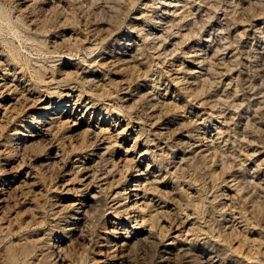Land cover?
Returning a JSON list of instances; mask_svg holds the SVG:
<instances>
[{"label":"rangeland","instance_id":"374dc122","mask_svg":"<svg viewBox=\"0 0 264 264\" xmlns=\"http://www.w3.org/2000/svg\"><path fill=\"white\" fill-rule=\"evenodd\" d=\"M167 1L0 0V264L12 247L17 264H264V0H181L158 22ZM94 196L86 229L73 210ZM52 201L74 207L58 226Z\"/></svg>","mask_w":264,"mask_h":264},{"label":"bare ground","instance_id":"6f19581e","mask_svg":"<svg viewBox=\"0 0 264 264\" xmlns=\"http://www.w3.org/2000/svg\"><path fill=\"white\" fill-rule=\"evenodd\" d=\"M24 1V0H23ZM30 1H37V0H27V2H30ZM75 1V0H74ZM184 1V0H183ZM188 1V0H187ZM22 2V1H21ZM20 2V3H21ZM70 2H72V1H70ZM78 2V1H77ZM189 2V1H188ZM24 3V2H23ZM22 3V4H23ZM36 3V2H35ZM34 3V4H35ZM85 4V3H84ZM88 4H89V2H88ZM87 4V5H88ZM27 5V4H26ZM31 5V4H30ZM73 5H74V3H73ZM76 5V4H75ZM78 5V4H77ZM76 5V6H77ZM86 5V4H85ZM165 5H166V7L168 6V8H164V10L162 11V16H161V18H160V20L158 21V22H160L161 21V19L162 18H164V15H166V14H168V15H173L172 17H173V19L174 20H176L177 21V23L183 18V16H184V12L182 13V11L181 12H177L180 8H185V6H187L186 4H184L183 2H181V0H171V1H167V2H165ZM32 6V5H31ZM80 6H81V4H80ZM90 6V5H89ZM189 6V5H188ZM28 7V6H27ZM69 7V6H68ZM75 7V6H74ZM83 7V6H82ZM86 7V6H85ZM38 8V7H37ZM80 8V7H79ZM88 9H89V7H87ZM188 8V7H187ZM190 8V7H189ZM26 9V8H25ZM28 9V8H27ZM35 9V8H34ZM186 9V8H185ZM185 9H184V11H185ZM67 10V9H66ZM70 10V9H69ZM79 10H81V9H79ZM187 10V9H186ZM190 10V9H189ZM29 11V10H28ZM27 11V12H28ZM87 12V11H86ZM191 12V11H190ZM193 12V11H192ZM66 13V12H65ZM29 14H31L30 13V11H29ZM36 14V13H35ZM187 14V13H186ZM192 14V13H191ZM194 14V13H193ZM8 15V14H7ZM84 15V14H83ZM37 16V15H36ZM36 16H33V17H36ZM64 16V15H63ZM82 16V15H81ZM89 16V15H88ZM159 16V17H160ZM188 16V15H187ZM29 17V16H28ZM62 17V16H61ZM73 17V16H72ZM84 17V16H83ZM171 17V16H170ZM31 18V17H30ZM37 18V17H36ZM36 18H35V20H36ZM43 18V17H42ZM137 18V17H136ZM34 19V18H33ZM46 19V18H45ZM44 19V20H45ZM139 19V18H138ZM137 19V20H138ZM184 19H186V18H184ZM10 20V19H9ZM34 20V21H35ZM66 18H65V22H66ZM80 20V19H79ZM171 20H172V18H171ZM40 21V19L38 20V22ZM46 21V20H45ZM44 21V22H45ZM62 21V20H61ZM37 22V21H36ZM155 22V21H154ZM153 22V23H154ZM182 22V21H181ZM67 24H68V22H66ZM177 23H175V24H177ZM34 25V24H33ZM39 25V24H38ZM45 25V24H44ZM170 26V25H169ZM42 27V26H41ZM46 27V26H45ZM170 29V28H169ZM180 29V28H179ZM191 29V28H190ZM139 30H140V28H139ZM167 30V29H166ZM91 31V30H90ZM89 31V32H90ZM16 32V31H15ZM94 33V32H93ZM100 33V32H99ZM144 33H145V31H144ZM187 34H188V32H186ZM85 34V33H84ZM95 34H98V32H96ZM108 34V33H107ZM141 34H142V32H141ZM104 35V34H103ZM109 35V34H108ZM162 35V34H161ZM182 36H184L183 34H182ZM157 37V36H156ZM163 37V36H162ZM185 37V36H184ZM183 37V38H184ZM189 37V36H188ZM97 38V37H96ZM147 38V37H146ZM83 39V38H82ZM63 41H65V40H63ZM148 41V40H147ZM61 42V41H60ZM61 43H63V42H61ZM60 43V44H61ZM65 43V42H64ZM156 43V42H155ZM59 44V43H58ZM57 45V44H56ZM65 45V44H64ZM155 45V44H154ZM154 45H152V47L154 46ZM161 46V45H160ZM62 47V46H61ZM157 47H159V46H157ZM153 48H155V47H153ZM218 48V47H217ZM66 49V48H65ZM196 49H198V48H196ZM61 50V49H60ZM195 51V50H194ZM198 52V51H197ZM216 52V51H215ZM194 53H196V52H194ZM200 54V53H199ZM219 54V53H218ZM198 55V54H197ZM196 56V55H195ZM210 56V55H209ZM131 57H132V55H131ZM140 57V56H139ZM197 57V56H196ZM200 57V56H199ZM108 58V57H107ZM111 58V60H109L108 61V64L109 65H111V67L113 68V67H121L122 69H127L128 68V66L127 65H129L128 63L132 60L131 58H129L128 56H121L120 55V57L118 56H111L110 57ZM135 58V57H134ZM133 58V59H134ZM206 59H207V57H206ZM201 60V59H200ZM199 60V61H200ZM208 60H209V58H208ZM107 61V60H106ZM133 61V60H132ZM205 61V60H204ZM105 62V61H104ZM134 62V61H133ZM194 62H196V61H194ZM131 63V62H130ZM198 63H200V62H198ZM197 63V64H198ZM107 64V63H106ZM108 65V66H109ZM23 66V65H22ZM104 66H105V64H104ZM126 66H127V68H126ZM131 66V65H130ZM129 66V67H130ZM133 66V65H132ZM106 67V66H105ZM125 67V68H124ZM134 67V66H133ZM111 68V69H112ZM132 68V67H131ZM129 69L130 68H128V70H127V72L129 71ZM133 69V68H132ZM132 69H130V70H132ZM117 70V69H116ZM119 70V69H118ZM121 70V69H120ZM78 71V70H77ZM81 71H82V69H81ZM85 71V70H84ZM89 71V70H88ZM106 71V70H105ZM6 72V71H5ZM8 72V71H7ZM94 72V71H93ZM121 72V71H120ZM192 72V71H191ZM38 73V72H37ZM64 73H65V71H64ZM126 72H125V70H124V74H125ZM129 73H130V71H129ZM190 73V72H189ZM77 74V73H76ZM126 74H128V73H126ZM4 75V74H3ZM6 75V74H5ZM14 75H15V73H14ZM89 75V74H88ZM80 76V75H79ZM78 76V77H79ZM4 77V76H3ZM95 77V76H94ZM198 78V77H197ZM201 78V77H200ZM15 79V77H13V80ZM80 79V78H79ZM83 79V78H82ZM96 79V78H95ZM94 79V80H95ZM183 79V78H182ZM202 79V78H201ZM4 80V79H3ZM2 80V81H3ZM84 80H86L85 78H84ZM91 82V80L89 79L88 80V82ZM183 81V80H182ZM193 81V80H192ZM199 81V80H198ZM5 82V81H4ZM11 83H12V81H10ZM16 82V81H15ZM24 82V81H23ZM87 82V83H88ZM92 82H93V79H92ZM96 82V81H95ZM179 82V81H178ZM183 82H185V81H183ZM203 82V81H202ZM7 83V82H6ZM99 83V82H98ZM98 83H96V84H98ZM182 83V82H181ZM191 83V82H190ZM196 83V82H195ZM7 84H9V83H7ZM7 84H5V85H3V86H5V88L6 89H11V86L10 85H7ZM12 84H14V83H12ZM11 84V85H12ZM186 84H188V82L186 83ZM192 84V83H191ZM0 85H1V83H0ZM36 85V84H35ZM90 85H91V83H90ZM200 85V84H199ZM204 85V84H203ZM132 86V85H131ZM189 86V85H188ZM187 86V87H188ZM16 87H17V85H16ZM15 87V88H16ZM95 87V86H94ZM127 87V86H126ZM198 87V86H197ZM15 88H13V89H15ZM96 88H97V85H96ZM122 88V87H121ZM124 88V87H123ZM128 88V87H127ZM189 88V90H191L190 89V86L188 87ZM187 88V89H188ZM194 88V87H193ZM129 89V88H128ZM186 89V88H185ZM3 90V89H2ZM15 90H17V89H15ZM88 90V89H87ZM8 91V90H7ZM10 91H12V90H10ZM123 91V90H122ZM186 91V90H185ZM16 92V91H15ZM130 92V91H129ZM128 92V93H129ZM133 92V91H132ZM3 93H6L5 91L3 92ZM124 93H125V91H124ZM137 93V92H136ZM189 93V92H188ZM80 94V93H79ZM133 94V93H132ZM134 94H135V92H134ZM148 94V93H147ZM190 94V93H189ZM191 94H192V91H191ZM190 94V95H191ZM0 95H1V93H0ZM30 95V94H29ZM81 95V94H80ZM125 95H127V94H125ZM22 96V95H21ZM70 96V95H69ZM134 96V95H133ZM142 97H147L148 95H145L144 96V94H142L141 95ZM141 96H140V98H141ZM80 97V96H79ZM132 97V96H131ZM135 97V96H134ZM220 97V96H219ZM126 98V97H125ZM148 98V97H147ZM147 98H145V100H149V99H147ZM79 99V98H78ZM122 99V98H121ZM131 99H133V98H131ZM135 101V100H134ZM134 101L132 102V100H131V103H134ZM138 100H136V102H137ZM144 101V100H143ZM217 101V100H216ZM127 102V101H126ZM146 104H147V101H144ZM149 102V101H148ZM214 102V101H213ZM212 102V103H213ZM77 103V102H76ZM151 103V102H150ZM15 104V103H14ZM138 104H139V102H138ZM138 104H135V105H138ZM141 104V103H140ZM143 104V103H142ZM8 105V104H7ZM7 105H6V107H7ZM134 105V104H133ZM19 106V105H18ZM130 106H132V104L130 105ZM129 106V107H130ZM144 106V105H143ZM146 106V105H145ZM142 107V106H141ZM155 105L154 104H149V106L147 107V108H145L146 110H148L149 111V113L151 112L152 113V111H154V109H155ZM10 108V107H9ZM4 109V108H3ZM11 109V108H10ZM9 109V110H10ZM16 109V108H15ZM130 109V108H129ZM157 109H158V107H157ZM6 110V109H5ZM13 110V109H12ZM7 111H8V109H7ZM7 111H5V112H7ZM10 113V112H9ZM145 113V112H144ZM153 114V113H152ZM5 115V114H4ZM150 115V114H149ZM155 115H156V113H155ZM12 116V115H11ZM147 116V115H146ZM153 116V115H152ZM2 117V116H1ZM157 117V116H156ZM13 119V118H12ZM149 119H150V117H149ZM3 122V121H2ZM152 123H154V122H152ZM157 123V122H156ZM3 124H4V122H3ZM2 126V125H1ZM2 127H5L4 125L2 126ZM142 127V126H141ZM99 128V127H98ZM108 129V128H107ZM99 132H97L95 135H94V137H93V140H92V142L90 143V141H89V148L91 147V150H92V152H93V154L95 155V156H97L98 157V160H99V164H98V166L99 167H101V169H103V170H105L106 171V173H104L105 175L110 171V170H113L112 168L114 167V164L112 163V165H110L111 166V169L110 170H108L107 168H108V163H109V161H108V159L107 158H105V156H106V153L108 152V150L110 149V145H105V142H104V135L102 136V134L104 133L103 131L105 130V129H100L99 128ZM141 130V129H140ZM106 131V130H105ZM110 131V130H109ZM144 131V130H143ZM108 132V131H107ZM100 133H101V135H100ZM191 135V134H190ZM198 135V134H197ZM199 135H201V134H199ZM202 136V135H201ZM200 136V137H201ZM110 137V136H109ZM113 137V136H112ZM199 137V136H198ZM108 137H106V139H107ZM189 138V137H188ZM108 139H110V138H108ZM192 139V138H191ZM195 139V138H194ZM197 139V138H196ZM201 139V138H200ZM202 140V139H201ZM200 141V140H199ZM198 141V142H199ZM203 141V140H202ZM201 141V142H202ZM108 143V142H107ZM111 144V143H110ZM201 144V143H200ZM88 145V144H87ZM195 145V144H194ZM33 146V145H32ZM191 147V146H190ZM30 148H31V146H30ZM162 148V147H161ZM168 148V147H167ZM170 148V147H169ZM88 149V148H87ZM196 149V148H195ZM168 150V149H167ZM189 151H190V149H188ZM17 151V150H16ZM88 151H89V149H88ZM110 151V150H109ZM193 151V150H192ZM165 154L164 155H166V153L167 152H164ZM196 153H198V152H196ZM161 154V153H160ZM163 154V153H162ZM189 155V154H188ZM196 155V154H195ZM190 156V155H189ZM185 157V156H184ZM181 158V157H180ZM182 158H183V156H182ZM187 158V157H186ZM186 158H184V161L185 160H187ZM191 158V157H190ZM111 159V158H110ZM109 159V160H110ZM165 159V158H164ZM179 160V159H178ZM181 160V159H180ZM181 161H183V160H181ZM189 161V160H188ZM113 162V161H112ZM178 162H180V161H178ZM173 163V162H172ZM186 163H188V162H186ZM180 164H181V162H180ZM189 164H191V162L189 161ZM174 165V164H173ZM89 166V165H88ZM177 166H178V164H177ZM176 166V170L178 169V167ZM182 166V165H181ZM183 166H184V164H183ZM186 166V165H185ZM97 167V166H96ZM174 167V166H173ZM90 168V167H89ZM85 169V168H84ZM98 169V168H97ZM96 168L95 169H93L92 170V176H91V181H94V179L95 178H97V173H98V170L100 171V169H98L97 170ZM160 169H161V167H160ZM183 171V170H182ZM103 172V171H102ZM101 172V173H102ZM111 172V171H110ZM109 172V173H110ZM175 172V171H174ZM173 172V173H174ZM177 172H179L178 170H177ZM88 175V174H87ZM175 175V174H174ZM99 176V175H98ZM156 177H158V176H156ZM90 179V178H89ZM97 179H99V178H97ZM96 179V180H97ZM158 180V179H157ZM163 180V179H162ZM88 181V180H87ZM90 181V180H89ZM91 181H90V183H91ZM147 181V180H146ZM150 181V180H149ZM96 182V181H95ZM89 183V182H88ZM87 183V184H88ZM85 184H86V182H85ZM87 184H86V186H87ZM94 184V183H93ZM146 184V183H145ZM149 185H151V187L150 186H147V187H150L149 189L150 190H156V188H155V186H156V184H158V183H156L155 182V176H154V178H153V180L152 181H150L149 183H148ZM248 184V183H247ZM137 185H139V184H135V186H137ZM142 185V184H141ZM242 185V183L240 184V186ZM244 186V185H243ZM146 187V188H147ZM246 187V186H245ZM256 187V186H255ZM146 188H145V190H146ZM244 188V187H243ZM104 189V188H103ZM132 190H137L136 188H133ZM157 190H158V188H157ZM244 190V189H243ZM121 191V190H120ZM124 191V190H123ZM149 191V190H148ZM241 191V190H240ZM161 192V191H160ZM125 192H117L116 194V196H120L121 197V195H123ZM149 193H151V192H149ZM95 194V193H94ZM93 194V195H94ZM155 194H157V192L155 193ZM162 194V193H161ZM114 195V194H113ZM154 195V194H153ZM158 195L159 194H157L156 195V197H158ZM96 196H97V194H96ZM151 196V195H150ZM155 196V195H154ZM151 198H152V196H151ZM94 199H96V197L94 196V197H92L91 199H90V201L88 200L86 203H81L80 205H78V207H73V204L72 205H60V204H58L57 202H55V201H52V203H51V206H49V207H51V211H52V213H51V221L52 222H56L53 226H58L59 225V221L60 220H62V219H64L65 217H67L68 215H71V211H69V208H70V210H71V208H74V213H75V215L73 214V217L75 218V219H77V222H76V224L78 225L80 222H85V227H87L86 229H89L90 227H91V221H89L90 219H91V217H92V215H91V213H93L92 212V210L90 209L91 208V206L94 204L93 203V200ZM117 200H118V198H116ZM84 200V199H83ZM154 200V199H153ZM44 201V200H43ZM152 201V200H151ZM162 201V200H161ZM248 201V200H247ZM42 202V201H41ZM40 202V203H41ZM60 202V201H59ZM93 204H92V203ZM100 202V201H99ZM159 202H160V200H159ZM162 203V202H161ZM41 204H43V203H41ZM96 204V203H95ZM156 204V203H155ZM97 205V204H96ZM95 205V206H96ZM100 205V204H99ZM147 205V204H146ZM152 205H154V204H152ZM161 205V204H160ZM72 206V207H71ZM77 206V205H76ZM102 206V205H101ZM159 206V205H158ZM157 206V207H158ZM42 207V206H41ZM126 207V210L127 211H130V210H132V208H134L135 207V205H133V206H129L128 207V205H122V204H120L118 207H117V210L118 209H120V208H125ZM37 208V207H36ZM40 208V207H39ZM137 208H140L139 206L137 207ZM151 208V207H150ZM156 208V207H155ZM160 208V207H159ZM255 208V207H254ZM46 209V208H45ZM44 209V210H45ZM50 209V208H49ZM99 209H101V208H99ZM111 209V208H110ZM146 209V208H145ZM33 210H34V208H33ZM214 210V209H213ZM47 211V210H46ZM96 211V210H95ZM157 211V210H156ZM156 211H155V213H156ZM30 212V211H29ZM35 212V211H34ZM44 212V211H43ZM152 212V211H151ZM160 212H162V211H160ZM47 213V212H46ZM70 213V214H69ZM164 213V212H163ZM42 214V213H41ZM41 214H40V216H41ZM150 214V213H149ZM154 214V213H153ZM161 213H159V215H160ZM35 215V214H34ZM49 215V214H48ZM164 215V214H163ZM33 216V215H32ZM38 216V215H37ZM43 216H44V214H43ZM88 216H91V217H88ZM94 216V215H93ZM97 216V215H96ZM156 216H158V214L157 215H155V217ZM167 216V215H166ZM144 217V216H143ZM149 217H150V215H149ZM148 217V218H149ZM31 218V217H30ZM37 218V217H36ZM90 218V219H89ZM152 218V217H151ZM163 218H164V216H163ZM41 219V218H40ZM67 219H69V218H67ZM93 219H95V218H93ZM157 219V218H156ZM214 219V218H213ZM28 220V219H27ZM44 220V219H43ZM65 220V219H64ZM96 220V219H95ZM143 220H145V218L143 219ZM154 220V219H153ZM247 220V219H246ZM42 220H40V222H39V219H38V222H22L21 224H19V226H18V233H22V231H26V230H29V229H31L32 227H33V225H35L36 223H38L39 225L40 224H42V222H41ZM70 221V220H69ZM72 222H73V220H71ZM76 221V220H75ZM147 221V220H146ZM145 221V223H147ZM149 221V220H148ZM151 222H152V219L150 220ZM149 221V222H150ZM148 222V223H149ZM10 223V222H9ZM47 223V222H46ZM66 223V222H65ZM92 223H93V221H92ZM221 223V222H220ZM7 224V223H6ZM13 224V223H12ZM15 224V223H14ZM45 224V223H44ZM154 224V221H153V223H152V225ZM71 225V224H70ZM73 225V224H72ZM83 225V224H82ZM81 225V226H82ZM95 225V224H94ZM156 225V224H155ZM159 225V223H157V228L159 227L158 226ZM212 225V224H211ZM36 227H38L37 225H35ZM42 226V225H41ZM61 226V225H60ZM67 226H69V225H67ZM93 226V225H92ZM94 228H95V226H93ZM153 228H154V226H152ZM221 227V226H220ZM234 227V226H233ZM4 228V227H3ZM66 230H69L70 228L69 227H64ZM83 228V227H82ZM92 228V227H91ZM93 228V229H94ZM161 228V227H160ZM5 229V228H4ZM75 229H76V227H75ZM81 229V228H80ZM85 229V228H84ZM92 229V230H93ZM8 230V229H7ZM33 230V229H32ZM0 231H3L2 229L0 230ZM34 231V230H33ZM90 231V230H89ZM88 231V232H89ZM36 232V231H35ZM152 232V231H151ZM1 233V232H0ZM3 233V232H2ZM33 233V232H32ZM68 233V232H67ZM83 233V232H82ZM220 233V232H219ZM8 234V233H7ZM10 234H12V235H15V233H13V232H10ZM30 234H31V232H30ZM34 234V233H33ZM32 235V234H31ZM149 235V234H148ZM147 235V236H148ZM151 235V234H150ZM7 235H5V237H6ZM9 236H7V238H8ZM13 237V236H12ZM145 237V236H144ZM149 237V236H148ZM152 237V236H151ZM1 238V237H0ZM10 238H11V236H10ZM26 238V237H25ZM30 238V237H29ZM27 239V240H30V239ZM132 238V237H131ZM3 239V238H2ZM38 239V238H37ZM143 239H145V238H143ZM9 240V239H8ZM24 240V239H23ZM22 240V241H23ZM32 241H33V238L31 239ZM39 240L41 241V239L39 238ZM148 240H149V238H148ZM152 240V239H151ZM2 241H4V240H2ZM12 241V240H11ZM26 241V240H25ZM31 241V242H32ZM45 241V240H44ZM144 241V240H143ZM150 241V240H149ZM29 242V241H28ZM35 242H36V240H35ZM34 241H33V243H35ZM14 243V242H13ZM11 244V243H10ZM15 245V244H14ZM44 245V244H43ZM7 246V245H6ZM9 246V245H8ZM26 246V245H25ZM16 247V246H15ZM22 247V246H21ZM42 247V246H41ZM28 248H29V246H28ZM30 248H32L33 249V247H30ZM3 249V248H2ZM19 249H20V246H19ZM31 249V250H32ZM35 249H36V247H35ZM34 249V250H35ZM27 250V249H26ZM37 250V249H36ZM35 250V251H36ZM40 251V250H39ZM38 251V252H39ZM192 251V250H191ZM28 252H30V250L28 251ZM27 252V255L29 254ZM41 252V251H40ZM31 253V252H30ZM33 253V252H32ZM35 253V252H34ZM67 253V252H66ZM188 252H186L185 254H187ZM204 253V252H203ZM214 253V252H213ZM40 254V253H39ZM67 254H70V253H67ZM217 254V253H216ZM21 255H23L24 257L23 258H25V256H26V252H24V251H22L21 252ZM59 255V254H58ZM2 256H6V255H2ZM66 256V255H65ZM201 256V255H200ZM28 257V256H27ZM40 257V256H39ZM217 257V256H216ZM35 258V257H34ZM191 258V257H190ZM197 258V257H196ZM6 259V258H5ZM10 259L12 260V264H17L18 262H16V260H18L17 259V253L15 252V249H14V247H12L11 249H10ZM9 259V260H10ZM21 259H22V257H21ZM36 259V258H35ZM2 260V259H1ZM4 260V259H3ZM7 260V259H6ZM39 260V259H38ZM189 260V259H188ZM195 260V259H194ZM200 260V259H199ZM219 260V259H218ZM198 261V260H197ZM200 261H202V264H217V261L215 260V258L213 257V256H211L210 254H208V256H203L202 257V260H200ZM29 262V261H28ZM34 262V261H33ZM38 262V261H37ZM194 262V261H193ZM192 262V263H193ZM199 262V261H198ZM40 263V262H39ZM38 263V264H39ZM191 263V262H190ZM220 263V262H219ZM3 264V263H2ZM6 264V263H5ZM23 264V263H22ZM35 264H36V262H35ZM81 264V263H80ZM195 264V263H194Z\"/></svg>","mask_w":264,"mask_h":264}]
</instances>
